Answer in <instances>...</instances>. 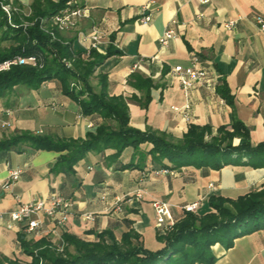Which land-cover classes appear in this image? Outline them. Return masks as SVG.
<instances>
[{"label": "crops", "instance_id": "1", "mask_svg": "<svg viewBox=\"0 0 264 264\" xmlns=\"http://www.w3.org/2000/svg\"><path fill=\"white\" fill-rule=\"evenodd\" d=\"M36 1L59 0H14L21 10H31ZM77 2L90 10L79 30L101 34V54L110 45L115 48L92 77L93 88L100 89L98 75L107 76L108 93L126 99L130 127L165 132L178 141L191 124L209 126L215 135L218 128H231L239 121L249 129L252 144L264 141V32L254 20L264 16V0ZM228 21H235L231 29L224 27ZM166 30H173L175 37L161 45ZM76 34L77 30L61 32L60 37L74 38L75 47L83 48ZM194 59L207 78L185 90L173 69L189 66ZM103 123L114 125L97 114H83L58 80L38 89L18 85L0 97V143L22 133L55 141L87 140ZM241 141L235 138L234 145ZM152 147L149 142L136 149L129 146L118 158L110 148L89 151L70 171L59 164L67 150H37L30 143L0 150L1 211L17 210L34 200L48 202L54 195L70 203L64 224L39 214L42 226L32 234L25 232L26 223L0 219V264L30 263L28 249L42 240L57 246L64 233L97 242L104 231H111L118 241L134 232L138 238H131L133 244L158 251L165 244L159 240L163 233L156 227L154 201L168 203L178 222L186 204L198 201V212L204 214L211 211V197L236 200L264 188V167L248 164L247 158L221 168H172L165 159L171 173L154 175L152 171L161 167L152 160ZM16 169L22 173L11 181ZM212 250L214 264H264V227L237 237L229 249L217 243Z\"/></svg>", "mask_w": 264, "mask_h": 264}, {"label": "trees", "instance_id": "2", "mask_svg": "<svg viewBox=\"0 0 264 264\" xmlns=\"http://www.w3.org/2000/svg\"><path fill=\"white\" fill-rule=\"evenodd\" d=\"M77 1H36L31 6V14L22 16L23 20L31 23L27 27L19 15L13 16L14 26L11 25L0 7L3 39L13 40L9 47L0 49V61L17 54L38 55L44 61L41 68L19 65L1 73L0 97L18 85L38 89L46 81L58 80L63 92L80 105L83 114H97L114 125L100 124L87 140L55 141L49 136L22 133L1 142L0 150L17 148L23 143H30L37 150H67L68 154L61 157L59 164L70 171L89 151L110 148L118 158L126 147L136 149L149 142L153 145L150 150L152 160L161 168H169L163 162L165 159L172 168L187 165L221 168L238 160L240 163L243 158L248 159V164L264 167V141L252 144L249 129L239 121L231 128H218L215 135L209 126L191 124L178 141L165 132H142L130 127L126 99L108 93L107 76L98 75L99 91L94 90L91 80L104 60L114 54L115 48L110 45L105 54L96 49L88 52L75 47L74 38L66 40L56 32V39H53L40 27L41 18H50L69 7V3L72 6ZM137 78L141 79L140 76ZM221 92L230 101L227 89L223 88ZM235 138L242 141L234 145L232 140ZM226 204H230L232 209ZM210 208L211 211L204 214L185 213L172 231L159 236L165 246L158 251L133 244L131 238H138L134 232L124 234L118 241L111 231H104L99 234L97 242L83 241L64 233L63 250H60V244L56 246L42 240L27 250L33 257L27 264H214L217 260L212 250L214 245L219 243L229 249L237 237L264 227V188L236 200L211 197Z\"/></svg>", "mask_w": 264, "mask_h": 264}, {"label": "built area", "instance_id": "3", "mask_svg": "<svg viewBox=\"0 0 264 264\" xmlns=\"http://www.w3.org/2000/svg\"><path fill=\"white\" fill-rule=\"evenodd\" d=\"M205 4L208 0H199ZM61 10L59 13L51 16L50 18H41L40 27L47 33H49L53 39H56V32H67L77 30L76 38L83 49L88 52L91 49H96L99 52V43L101 34L97 31H92L88 34L79 30L81 21L90 16V10L87 6L81 3H74L72 6ZM0 7L5 12L8 21L13 25V16L19 15L21 17L22 10L14 3V0H0ZM30 13L27 15L29 16ZM149 20L146 18L144 21ZM255 23L261 32H264V16L257 15ZM31 23L24 22V27H27ZM235 25V21H228L224 23V27L231 29ZM14 26V25H13ZM175 37L173 30H166L160 37L159 42L161 45H166ZM44 64L43 58L38 55L25 56L22 54L14 55L13 57L0 61V74L10 71L14 66L30 65L32 67L41 68ZM70 66L69 63H66ZM137 66L135 65V68ZM174 75L177 77L180 85L185 89H191L197 84H203L207 78V71L199 65L198 59H194L189 66L177 65L173 69ZM22 173L21 169L11 171L10 180L16 181L19 179ZM154 175L170 174L171 171L168 168L154 169L152 171ZM212 187V185H211ZM139 196L140 193H138ZM153 208L155 212L156 227L163 232L166 229L172 228L175 225V219L173 217L171 206L160 200L153 202ZM200 203L198 201L186 204L182 207L184 213H197ZM70 211V203L63 199L59 195H54L46 202L45 200H34L27 204L21 205L17 210L13 211H1L0 219H9L11 223H26L25 232L28 234L36 233L42 226V222L36 218L39 214H44L52 221L61 225L64 224L67 219V214ZM87 219H93L92 215H85ZM65 243L60 238V250H63Z\"/></svg>", "mask_w": 264, "mask_h": 264}, {"label": "rangeland", "instance_id": "4", "mask_svg": "<svg viewBox=\"0 0 264 264\" xmlns=\"http://www.w3.org/2000/svg\"><path fill=\"white\" fill-rule=\"evenodd\" d=\"M15 3V2H14ZM30 13V9H26V10H22V14H21V17L22 16H27L28 14ZM22 20H23V17H22ZM24 22H27V20H23ZM11 44H13V40H6V39H3V32L0 30V49H3V48H7L9 47ZM231 131V129H230ZM234 140H232L233 144H234ZM176 224V223H175ZM174 227V226H173ZM173 227L172 228H169V229H166L164 230L162 233L165 234V233H168L170 231L173 230ZM32 257V256H31ZM33 258V257H32Z\"/></svg>", "mask_w": 264, "mask_h": 264}]
</instances>
